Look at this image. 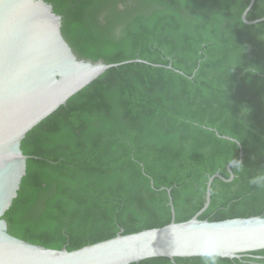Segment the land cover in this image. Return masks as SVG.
Masks as SVG:
<instances>
[{"label":"trees","instance_id":"trees-1","mask_svg":"<svg viewBox=\"0 0 264 264\" xmlns=\"http://www.w3.org/2000/svg\"><path fill=\"white\" fill-rule=\"evenodd\" d=\"M78 58L120 63L21 141L26 173L8 232L68 251L175 222L264 217V21L250 0H47ZM264 17V0L247 14ZM253 257L133 264H264Z\"/></svg>","mask_w":264,"mask_h":264},{"label":"water","instance_id":"water-1","mask_svg":"<svg viewBox=\"0 0 264 264\" xmlns=\"http://www.w3.org/2000/svg\"><path fill=\"white\" fill-rule=\"evenodd\" d=\"M255 0H250L241 19L247 25ZM61 16L47 0H0V264H133L153 258L253 257L264 250V217L235 218L220 222L200 220L209 207L215 178L230 182L231 167L243 158L236 143L238 161L226 166L229 178L219 173L206 182L202 208L189 220L175 222L170 190H167L172 220L169 224L123 234L68 251L48 249L21 240L8 232L3 218L17 196L26 173L27 156L21 141L27 133L106 71L125 64L142 63L173 69L171 65L133 59L107 64L78 58L64 38ZM264 259V256H255Z\"/></svg>","mask_w":264,"mask_h":264}]
</instances>
